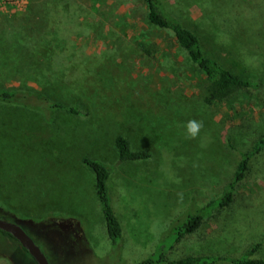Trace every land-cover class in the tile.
Wrapping results in <instances>:
<instances>
[{
    "label": "rangeland",
    "instance_id": "obj_1",
    "mask_svg": "<svg viewBox=\"0 0 264 264\" xmlns=\"http://www.w3.org/2000/svg\"><path fill=\"white\" fill-rule=\"evenodd\" d=\"M163 2L210 55L258 88L207 102L203 71L172 33L148 23L144 0L0 9V88L39 90L78 108L46 115L45 101H0V218L19 224L51 264H134L161 252L169 261L208 254L227 258L208 264H234L230 257L258 241L252 256L264 258V145L234 202L207 206L200 226L176 237L188 213L221 197L240 152L264 135V0ZM191 119L203 121L195 139L184 128ZM118 135L149 157L119 160ZM85 158L110 166L116 242ZM7 249L0 246V264L15 263Z\"/></svg>",
    "mask_w": 264,
    "mask_h": 264
},
{
    "label": "trees",
    "instance_id": "obj_2",
    "mask_svg": "<svg viewBox=\"0 0 264 264\" xmlns=\"http://www.w3.org/2000/svg\"><path fill=\"white\" fill-rule=\"evenodd\" d=\"M146 7V18L148 23L155 27L173 34L176 42L187 51L190 59L199 66L205 75L208 82L207 93L205 95V100L209 103L213 101H221L231 94L235 89L239 88H258L257 81L247 78L242 75H238L228 67L224 66L216 57L210 55L206 49L203 48L200 37L191 27L184 24L178 17L168 12L164 6L163 0H144ZM18 98H26L32 103H47V108H42L37 105V108H42L43 113L49 115L57 109H67L72 112H77L78 108L73 105H66L59 100H55L49 97L47 94L42 93L39 90L34 89H15V88H0V101L10 102L12 100H18ZM49 109V110H48ZM41 111V110H40ZM51 112V113H52ZM129 139L123 135H118L115 139V143L118 150V159H135L142 157H149V154L145 151H135L132 150L129 145ZM264 145V135L259 137L253 145L247 149L240 152V159L237 164L234 176L232 180L228 183V186L224 189L221 197L218 199L210 200L208 204L203 205L196 211L190 212L186 215V218L180 223L176 237L179 238L184 234L191 232L198 228L203 220L206 218L204 214V208L207 206L214 205V208L225 209L228 208L235 199V190L237 189L238 183L244 178L245 171L248 168L250 158L259 151V149ZM84 163L89 166L95 175V186L97 189V195L101 203L102 215L105 222V227L108 237L112 242H116L122 236V227L120 220L118 219L114 206L111 201L109 194V189L106 187V181L110 173V166H106L100 161L91 160L85 158ZM2 234V240L0 239L1 248H10L16 250L14 254L13 261L14 264H26V262L36 264L34 259L29 255V253L18 243V241L9 233L0 230ZM261 242H255L244 252L241 257L233 258L230 257L229 260L234 264H264V258L254 257L253 252L257 250ZM27 255L26 259H23V251ZM2 250V249H1ZM5 250V249H4ZM23 254V255H22ZM5 255L3 251L0 252V256ZM30 257V258H29ZM227 258L221 256H214L208 254H189L173 261H169L160 253V258L154 260L152 257L145 258L143 260L137 261L134 264H156L158 262H164L168 264H208L212 262H217L225 260ZM34 262V263H33Z\"/></svg>",
    "mask_w": 264,
    "mask_h": 264
},
{
    "label": "water",
    "instance_id": "obj_3",
    "mask_svg": "<svg viewBox=\"0 0 264 264\" xmlns=\"http://www.w3.org/2000/svg\"><path fill=\"white\" fill-rule=\"evenodd\" d=\"M0 230L12 235L34 259L36 264H51L45 253L19 224L0 218Z\"/></svg>",
    "mask_w": 264,
    "mask_h": 264
},
{
    "label": "clouds",
    "instance_id": "obj_4",
    "mask_svg": "<svg viewBox=\"0 0 264 264\" xmlns=\"http://www.w3.org/2000/svg\"><path fill=\"white\" fill-rule=\"evenodd\" d=\"M184 128L186 130V138L195 139L199 136L201 129L203 128V121H199L196 119L188 120L184 124Z\"/></svg>",
    "mask_w": 264,
    "mask_h": 264
},
{
    "label": "built area",
    "instance_id": "obj_5",
    "mask_svg": "<svg viewBox=\"0 0 264 264\" xmlns=\"http://www.w3.org/2000/svg\"><path fill=\"white\" fill-rule=\"evenodd\" d=\"M28 0H0V9H5L7 7H10L12 9L16 10H22Z\"/></svg>",
    "mask_w": 264,
    "mask_h": 264
}]
</instances>
